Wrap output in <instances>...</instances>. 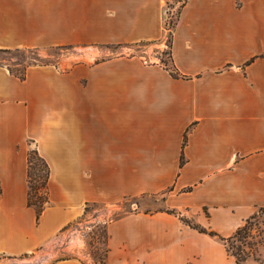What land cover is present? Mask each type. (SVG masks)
<instances>
[{
  "label": "crops",
  "instance_id": "0c3cea01",
  "mask_svg": "<svg viewBox=\"0 0 264 264\" xmlns=\"http://www.w3.org/2000/svg\"><path fill=\"white\" fill-rule=\"evenodd\" d=\"M167 1L0 0V49L158 42ZM171 54L179 77L136 56L24 81L0 65V254L42 251L89 205L161 196L108 224L107 264H237L181 217L229 238L264 210V0H187ZM31 142L51 169L39 223Z\"/></svg>",
  "mask_w": 264,
  "mask_h": 264
},
{
  "label": "rangeland",
  "instance_id": "374dc122",
  "mask_svg": "<svg viewBox=\"0 0 264 264\" xmlns=\"http://www.w3.org/2000/svg\"><path fill=\"white\" fill-rule=\"evenodd\" d=\"M186 0H168L164 13V37L161 41L153 43H141L136 45H100L92 44L81 47L66 46L62 48L39 50L38 57L47 61L49 65L61 69H69L76 62L95 63L116 57H141L147 64L164 61L170 66L169 45L171 35L174 31L180 8ZM18 60L10 56L0 54V65H8L17 72ZM32 154L37 149L29 143ZM33 164H38L36 157H33ZM165 210L161 196H143L127 199L121 203L103 204L97 203L85 208L81 217L69 225L62 233L54 239L45 249L30 255L27 259L9 260L0 256V264H55L58 261L76 259L83 264H107L106 261V237L107 227L112 221L126 215L135 213H150ZM187 217V216H185ZM186 219V218H185ZM192 224L195 219L189 218ZM248 236L243 239L244 244L239 240L234 241L231 252L240 254V264H264V210L254 219L249 220ZM241 246L242 252L237 248Z\"/></svg>",
  "mask_w": 264,
  "mask_h": 264
},
{
  "label": "trees",
  "instance_id": "16d2710c",
  "mask_svg": "<svg viewBox=\"0 0 264 264\" xmlns=\"http://www.w3.org/2000/svg\"><path fill=\"white\" fill-rule=\"evenodd\" d=\"M187 0L183 3V5L180 8V11L182 7L186 4ZM180 14V12H179ZM179 17V16H178ZM178 19V18H177ZM176 25V24H175ZM173 34V32H171ZM171 40H172V35H171ZM118 46H128L126 44H120ZM170 53H169V58H170V66H167L164 61H161V63L172 73V75L179 77V73L176 69V67L173 64V59H172V54H171V41L169 45ZM39 49H27V48H21V49H0V54L10 56V58H16L18 60V63H16V67L21 68L17 72L13 71L10 66L5 65V67L9 70V72L18 78L21 81H24L26 79V74L27 70L30 67L33 66H47L49 65L47 61H42L39 59L38 55ZM187 143V134L185 135L184 138V145H183V153L181 157V163L182 165L185 162L184 158V148ZM36 157L38 164H33V157ZM28 184H29V195H28V206L30 208H33L36 212V220L37 223L40 222V219L43 215V212L45 211L46 207L48 206L50 202L49 198V183H50V177H51V169L49 167V164L47 161L42 158L37 149L35 150L34 153L29 154L28 158ZM165 212L173 215L179 216V213L176 212L175 210H166ZM257 216V215H256ZM256 216L252 217L251 219H254ZM250 219V220H251ZM181 220L193 228L194 230L198 231L199 233L209 235L213 238L218 239L219 241L223 242L226 246V249L228 253L233 256L236 259L237 264H240V254L239 253H234V250L231 252L233 247V243L236 240H239L242 244H244L243 239H245L248 236V231H249V220L245 223V225L241 228H239L236 233L229 238H223L220 235H218L215 232L209 231L200 225L197 224H192L188 219L182 218ZM106 261L109 253L108 249V234L106 237ZM239 252H242V247L239 246L237 248ZM1 257L7 258L9 260L16 259L17 257H12V256H7L5 254H0ZM30 255H24L21 256L20 259H27L29 258Z\"/></svg>",
  "mask_w": 264,
  "mask_h": 264
}]
</instances>
